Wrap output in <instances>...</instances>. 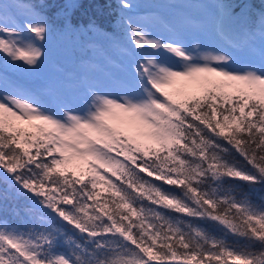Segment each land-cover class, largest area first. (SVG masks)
<instances>
[{
    "label": "snow or ice",
    "instance_id": "1",
    "mask_svg": "<svg viewBox=\"0 0 264 264\" xmlns=\"http://www.w3.org/2000/svg\"><path fill=\"white\" fill-rule=\"evenodd\" d=\"M120 7L122 78L114 93L89 85L78 111L17 81L44 63L47 5L0 0V264H264L251 199L264 192V11L202 53L182 27ZM197 7L220 35L248 14Z\"/></svg>",
    "mask_w": 264,
    "mask_h": 264
},
{
    "label": "rangeland",
    "instance_id": "2",
    "mask_svg": "<svg viewBox=\"0 0 264 264\" xmlns=\"http://www.w3.org/2000/svg\"><path fill=\"white\" fill-rule=\"evenodd\" d=\"M130 3L136 7L129 15L158 14L168 27H182L190 46L199 45L202 53L230 48L229 41L243 38V33L248 30L247 28L240 29L241 24L236 23L232 31H226L224 35H220L214 24L215 10L211 7H197L219 3L216 0H211V2L190 0L187 3H184V0H177L176 4L171 0L165 3L161 0H130ZM57 34L61 37L68 35V32ZM52 35L57 37L50 34L45 44V58L41 67L35 73L18 74L17 81L23 88L42 95L49 103L58 100L67 101L70 107L78 111L86 107V89L89 85L95 86L100 91L115 92V83L122 78L120 48L126 46L124 32L122 38L109 41L107 48L101 45L93 47L92 60L89 62L87 59L88 63L74 67L71 64L72 60L49 55L48 46ZM75 44L74 39L67 42L58 40L53 48L58 53L64 54L71 52ZM55 59L60 66L67 65V67L59 68L53 62Z\"/></svg>",
    "mask_w": 264,
    "mask_h": 264
},
{
    "label": "trees",
    "instance_id": "3",
    "mask_svg": "<svg viewBox=\"0 0 264 264\" xmlns=\"http://www.w3.org/2000/svg\"><path fill=\"white\" fill-rule=\"evenodd\" d=\"M162 1L168 2V0ZM174 1L177 2V0ZM217 1L219 3L228 2V0ZM19 2L30 6L33 4L38 6L41 4L47 5L50 23L52 24L51 33L57 36L54 37L52 35L51 37L48 46L49 55H56L57 58L61 57L72 60L71 64H73V67L76 65L79 66L78 64H80V66L86 64L87 59L90 60L94 54L93 47H98L99 45L106 46L109 41L123 37V10L120 7V0H19ZM231 2L242 5L247 9L248 14L246 17L237 22L241 24L240 28L250 29L256 17L259 16L260 12L264 11V0H231ZM66 19H69L73 27H75L72 31L61 28ZM90 25H97L102 30L111 32L110 37L107 39L103 38V34L99 32V29H93L90 33ZM65 32H68V35L60 37L57 34ZM72 39L76 41V44L72 47L71 52L61 54L54 50L53 45L56 41L65 40L67 42ZM53 62L59 68L67 67V65L64 67L60 66L57 59ZM244 191H247V189ZM261 195H264V192L258 191L256 194L252 195V201L257 205L264 204L260 199ZM22 205L23 202H20L18 206ZM12 208L13 205L10 203L7 208V218L9 220L15 219ZM3 215L4 210L0 209V216ZM202 227H205L207 231L217 238H222V233L216 228L210 225H202ZM227 239L234 245L238 244L243 246L245 243L243 240H236L232 237H228Z\"/></svg>",
    "mask_w": 264,
    "mask_h": 264
}]
</instances>
